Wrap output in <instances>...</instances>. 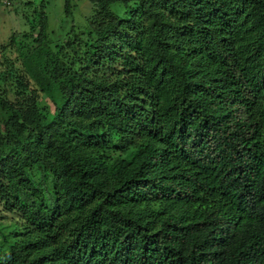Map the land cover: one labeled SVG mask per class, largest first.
<instances>
[{
	"label": "trees",
	"instance_id": "1",
	"mask_svg": "<svg viewBox=\"0 0 264 264\" xmlns=\"http://www.w3.org/2000/svg\"><path fill=\"white\" fill-rule=\"evenodd\" d=\"M91 2L0 81V264H264V0Z\"/></svg>",
	"mask_w": 264,
	"mask_h": 264
},
{
	"label": "rangeland",
	"instance_id": "2",
	"mask_svg": "<svg viewBox=\"0 0 264 264\" xmlns=\"http://www.w3.org/2000/svg\"><path fill=\"white\" fill-rule=\"evenodd\" d=\"M133 7L136 8V6ZM68 10L69 14L65 16L63 0H0V79L7 73H18L22 70L23 64L18 51L21 49V54L24 53L25 49L22 47L31 39L28 36L30 34L29 23L30 21H36L35 15L38 16L40 12L45 17V33L52 51L56 52L55 48L64 46L72 36V31L82 41H85V34L89 26L92 28L97 27L96 23L92 21L98 15L99 9L91 0H70ZM108 10L114 16V19L115 17L122 20L128 19L125 9L120 3L111 5ZM114 19L107 18L102 23L106 25L113 22ZM23 35L28 38L21 39ZM10 41H13V44ZM31 56L33 59L27 58L24 61V67H27L29 73L38 81V75H40L38 60L35 55ZM40 88L43 93L39 96L38 105L50 116L53 110L49 100L52 86L42 80ZM8 99L12 101L10 94ZM0 113V117L7 116L6 113ZM0 135H3L1 123ZM35 174L41 182L46 178L40 167L35 168Z\"/></svg>",
	"mask_w": 264,
	"mask_h": 264
}]
</instances>
